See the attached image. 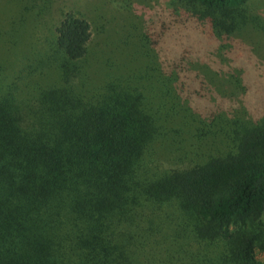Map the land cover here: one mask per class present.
Wrapping results in <instances>:
<instances>
[{"label": "trees", "instance_id": "obj_1", "mask_svg": "<svg viewBox=\"0 0 264 264\" xmlns=\"http://www.w3.org/2000/svg\"><path fill=\"white\" fill-rule=\"evenodd\" d=\"M254 2L170 0L145 40L191 28L234 59ZM90 36L66 12L18 82L0 73V264H264V95L254 119L213 103L188 46L91 86Z\"/></svg>", "mask_w": 264, "mask_h": 264}, {"label": "rangeland", "instance_id": "obj_2", "mask_svg": "<svg viewBox=\"0 0 264 264\" xmlns=\"http://www.w3.org/2000/svg\"><path fill=\"white\" fill-rule=\"evenodd\" d=\"M169 1L0 0L1 76H6V84L18 82L17 77L26 73L23 67L28 60L47 53L48 43L63 14L73 12L90 24L87 54L77 63L88 73L91 86L108 76L124 80V74L133 76L136 82L139 74L145 77L154 73V63L165 68L174 55L188 46L194 49V69L210 77L215 84L212 85L213 103L225 97L222 105L226 111L236 110V114L252 119L257 117L256 110L262 108L264 95V0L254 2L257 19H248L234 34V39L240 40L244 48L242 55L234 59L225 53L229 45L202 49L197 33L180 26L174 27L158 45L150 47L145 40V30L150 32L167 17ZM230 73H236L232 81L227 79ZM153 79L150 77L146 86L155 82ZM208 141L211 148V137ZM263 257L258 253V258Z\"/></svg>", "mask_w": 264, "mask_h": 264}]
</instances>
